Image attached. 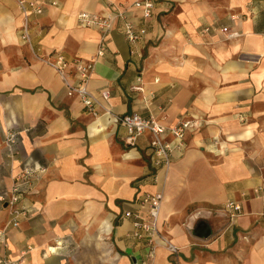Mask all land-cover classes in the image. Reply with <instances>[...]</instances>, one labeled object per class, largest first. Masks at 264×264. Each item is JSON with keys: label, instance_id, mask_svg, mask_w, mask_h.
Returning a JSON list of instances; mask_svg holds the SVG:
<instances>
[{"label": "crops", "instance_id": "1", "mask_svg": "<svg viewBox=\"0 0 264 264\" xmlns=\"http://www.w3.org/2000/svg\"><path fill=\"white\" fill-rule=\"evenodd\" d=\"M34 1L42 12L25 16L18 0H0V196L28 171L18 223L0 208L10 255L18 264H264V0H156L145 19L132 9L127 17L146 27L135 53L121 21L103 35L76 16L134 0ZM57 54L70 81L73 60L93 63L96 114L67 95L47 62ZM104 108L195 123L170 165L155 169L150 134L125 145ZM7 129L18 131L12 149ZM156 191L158 234L146 259L148 245L122 214L144 213L138 197ZM229 201L240 205L232 220ZM199 221L208 235L195 234Z\"/></svg>", "mask_w": 264, "mask_h": 264}, {"label": "built area", "instance_id": "2", "mask_svg": "<svg viewBox=\"0 0 264 264\" xmlns=\"http://www.w3.org/2000/svg\"><path fill=\"white\" fill-rule=\"evenodd\" d=\"M18 4L25 16H29L32 12L36 14L42 12V6L34 0H18ZM155 5L156 0H134L126 7H115V9L107 15L79 12L76 16L80 25L96 27L103 35L108 34L118 20L121 21L123 35L130 45V53H135V47L144 37L146 27L143 22L135 24L133 20L127 17L126 13L132 9H139L142 12V19H145L150 16ZM221 30L226 31L227 28L222 27ZM234 34V32H230L228 36H233ZM21 37L26 41L28 40L26 26L23 27ZM104 48L105 43H103L102 40L97 51L98 55L104 53ZM47 62L63 77L67 95L78 96L83 105L93 114H96V99L88 88L93 63L83 59L73 60L76 80L70 81L66 78L65 68L68 62L65 60L64 56L57 54L54 59L48 58ZM108 95L109 93L107 91L101 92L103 99H107ZM104 112L110 115L114 123L121 125L125 129L126 135L123 141L127 146H134L138 137L145 132L150 134L149 146L151 149V163L155 169L166 168L170 165L173 152L179 150L183 146L186 131L195 123L191 119H183L173 125H165L159 118L152 114L142 115L138 112L113 114L110 109L106 108H104ZM17 137L18 131L14 129L5 130L4 139L9 149H12ZM25 173L15 178L8 196H0L1 201H5L6 204L12 207L11 218L9 220V224L12 225H16L18 223V216L24 213L23 210L17 209L14 205L20 198V179L24 178ZM162 198L163 194L161 191L142 194L138 197L136 203H138L141 208L145 209L144 213L137 210L126 209L122 214V217L130 219L134 226L131 236L135 240L144 241L148 245L146 259L153 258L154 256L156 243L152 237L158 234L157 219ZM224 206L227 209L230 220L239 213L240 205L237 203L229 201L225 203ZM167 246L172 252H176L177 248L174 245L168 244ZM0 264H18L17 259H14L8 252L5 229H0Z\"/></svg>", "mask_w": 264, "mask_h": 264}, {"label": "water", "instance_id": "3", "mask_svg": "<svg viewBox=\"0 0 264 264\" xmlns=\"http://www.w3.org/2000/svg\"><path fill=\"white\" fill-rule=\"evenodd\" d=\"M197 235H208L207 225L204 221H199L196 228L194 229Z\"/></svg>", "mask_w": 264, "mask_h": 264}, {"label": "rangeland", "instance_id": "4", "mask_svg": "<svg viewBox=\"0 0 264 264\" xmlns=\"http://www.w3.org/2000/svg\"><path fill=\"white\" fill-rule=\"evenodd\" d=\"M11 186H10V188H11ZM0 208H2L3 210L6 211V213L8 215V218L10 220V218H11V211H12L11 205L6 204V203L4 204L3 202H0ZM9 220H7V221H9ZM8 224H9V222H8ZM0 229H4V228H0Z\"/></svg>", "mask_w": 264, "mask_h": 264}, {"label": "bare ground", "instance_id": "5", "mask_svg": "<svg viewBox=\"0 0 264 264\" xmlns=\"http://www.w3.org/2000/svg\"><path fill=\"white\" fill-rule=\"evenodd\" d=\"M105 116H106V117H109L107 123H111L112 119L110 118V115H109V114H106ZM105 125H106V124H105ZM93 127L96 128V125H93ZM103 128H104V127H103ZM103 128H102V129H103ZM109 229H110V224H109L107 221H105L102 230H103L104 233H108V232H109Z\"/></svg>", "mask_w": 264, "mask_h": 264}]
</instances>
